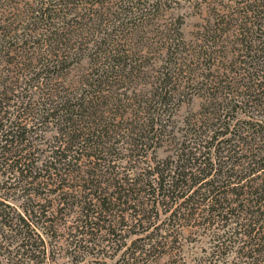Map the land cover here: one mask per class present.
<instances>
[{
  "label": "trees",
  "instance_id": "trees-1",
  "mask_svg": "<svg viewBox=\"0 0 264 264\" xmlns=\"http://www.w3.org/2000/svg\"><path fill=\"white\" fill-rule=\"evenodd\" d=\"M168 1L0 0V192L25 202L0 193V264H46L64 228L97 255L138 235L117 264H166L188 224L264 264V0H217L189 37ZM131 29L165 46L154 73L120 48ZM185 88L204 100L176 126Z\"/></svg>",
  "mask_w": 264,
  "mask_h": 264
},
{
  "label": "rangeland",
  "instance_id": "rangeland-1",
  "mask_svg": "<svg viewBox=\"0 0 264 264\" xmlns=\"http://www.w3.org/2000/svg\"><path fill=\"white\" fill-rule=\"evenodd\" d=\"M217 3V0H170L168 1L167 10L165 13L161 14V18L159 17V21L165 19L167 23L175 22L176 19H183L184 21V31L186 32V36H191V32L197 29L196 23L201 22L203 17L208 15V13H212V7ZM137 13H133L132 16H135ZM149 28V27H148ZM132 34H126L127 40L125 45L123 42H118L120 48H126L127 53L130 54L128 59H144L146 61H142L144 71H148L149 73H154L155 70L161 68L163 62H160V58L162 53L166 48L163 44H154L149 47L147 43H141L139 40L144 34L142 32L144 30H134L131 29ZM145 32H147V28H145ZM144 33V32H143ZM151 39L149 41L156 42L154 40L155 35L152 32H149ZM131 63V62H129ZM143 69V68H142ZM155 69V70H153ZM77 72H74L76 74ZM156 74V72H155ZM194 89L185 88L183 94H181L179 107L174 111V120L176 121V126H183V121L187 119L188 116H191L194 112H197L200 109V106L203 103V96L199 93L193 94ZM168 146L159 148L157 150V155L160 157H165L169 150ZM136 165V163H132ZM130 166V164H129ZM0 193H5V197L9 203L12 204L13 212L23 211V206L25 205L24 200L21 199L19 193L15 191L14 188L10 190H2ZM44 204V203H43ZM46 205L52 206V202H45ZM10 211V207L7 208ZM15 209V211H14ZM167 215L164 213L161 216V219L166 218ZM57 221L61 224V227L64 225L65 221H69L67 219L68 216H54ZM169 222L166 220L165 222ZM167 222V223H168ZM70 221L67 225H70ZM158 224H162L160 221ZM67 227V226H66ZM63 233H62V232ZM173 231V230H171ZM66 232H69L67 228L60 230V232H56L57 234L54 237L47 236L48 234L43 233V236L46 237L49 241V247L51 250V257L48 258L46 264H117V259L121 255V248L127 247L132 244L133 240L138 237V235L131 234L129 236L128 233H123V236H118L119 240L116 243H112V247L110 244V248L108 247V251L97 255L98 248L92 250V245L89 247L82 246L81 248L76 247V243L71 244V239L66 240ZM178 235V241L176 242V247L174 250V254H161L159 250L152 254L151 259H155L161 261V263H174L173 264H238L239 261H242V264H245L243 259L237 256L234 253H230L228 255H211L210 248V239L205 235L204 230L198 227H192L190 224L184 229V231L176 230ZM143 241H139L138 245ZM107 244V242L105 241ZM104 243V244H105ZM105 244V245H106ZM127 245V246H125ZM171 245V243H170ZM166 246V249H170L169 246ZM118 251H115V249ZM124 248V249H125ZM91 250L92 253L88 254V251ZM165 250V249H164ZM0 256L4 259L6 256L3 252L0 251ZM205 259V261L200 260L201 258ZM199 258V259H198ZM85 259V260H84ZM222 259V260H219ZM40 260V259H39ZM78 260H82V262L77 263ZM176 260V261H175ZM234 261V262H233ZM6 263L7 261L4 260ZM200 262V263H198ZM160 263V262H159Z\"/></svg>",
  "mask_w": 264,
  "mask_h": 264
}]
</instances>
